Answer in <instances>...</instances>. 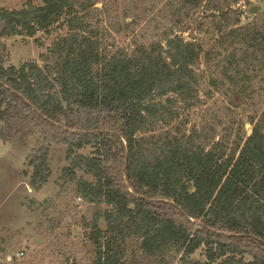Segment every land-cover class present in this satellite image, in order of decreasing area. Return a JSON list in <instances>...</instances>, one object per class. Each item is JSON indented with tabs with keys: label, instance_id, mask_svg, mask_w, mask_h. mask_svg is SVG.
I'll use <instances>...</instances> for the list:
<instances>
[{
	"label": "trees",
	"instance_id": "trees-1",
	"mask_svg": "<svg viewBox=\"0 0 264 264\" xmlns=\"http://www.w3.org/2000/svg\"><path fill=\"white\" fill-rule=\"evenodd\" d=\"M1 2L0 139L39 137L23 170L34 191L51 175L52 143L67 146L60 187L90 205L84 224L94 264H172V253L181 264H264V97L249 92L255 79L264 91L261 25L231 21L219 7V37L208 49L170 31L131 52H104L89 23L97 0H28L19 9ZM138 22L126 23L133 31ZM56 24L67 32L43 66L5 64L3 37ZM203 55L222 67L217 88L254 106L251 132L230 143L215 141L214 128L174 125L200 102ZM87 146L91 153L80 152ZM200 249L205 259H193Z\"/></svg>",
	"mask_w": 264,
	"mask_h": 264
},
{
	"label": "rangeland",
	"instance_id": "rangeland-1",
	"mask_svg": "<svg viewBox=\"0 0 264 264\" xmlns=\"http://www.w3.org/2000/svg\"><path fill=\"white\" fill-rule=\"evenodd\" d=\"M27 1L2 0L1 6L19 9ZM32 1L36 5L43 3V0ZM95 7L89 23L91 28H99L104 52L121 49L131 52L137 43L163 39L170 31L201 42L208 49L215 46L219 37L215 32L217 23L223 20L216 10L219 7L228 13L231 21L238 18L241 24H259L264 29V0H203V5L195 8L184 0H97ZM124 13L133 15L126 19ZM134 17L140 22L131 31L126 22ZM66 32V27L56 24L33 37H3L5 64L21 66L35 61L43 66L42 55ZM205 58L203 55L196 66L201 78L200 102L183 110L174 125L187 121L188 131L193 127L214 128L215 141L222 138L230 143L238 133L251 132L253 124L249 117L254 106L244 94L227 92V86L217 88L222 67L208 63ZM258 82V79L253 81L255 85L251 89H255L249 92L260 102L264 91L261 94L262 85ZM38 139L36 134H28L18 142L0 139V264H94L95 251L88 238L90 230L84 224L89 218L90 205L60 187L62 170L68 164L67 146L52 143L51 175L40 191L32 190L29 179L23 175L26 157L38 145ZM92 150L87 146L80 152L89 154ZM101 225L106 228L105 222ZM181 256L172 253L169 258L172 264H181ZM192 258L204 260L203 250H198Z\"/></svg>",
	"mask_w": 264,
	"mask_h": 264
},
{
	"label": "built area",
	"instance_id": "built-area-1",
	"mask_svg": "<svg viewBox=\"0 0 264 264\" xmlns=\"http://www.w3.org/2000/svg\"><path fill=\"white\" fill-rule=\"evenodd\" d=\"M21 254H24L23 252Z\"/></svg>",
	"mask_w": 264,
	"mask_h": 264
}]
</instances>
